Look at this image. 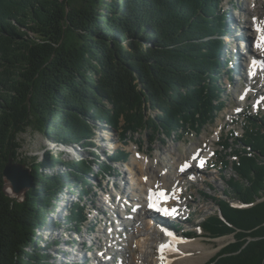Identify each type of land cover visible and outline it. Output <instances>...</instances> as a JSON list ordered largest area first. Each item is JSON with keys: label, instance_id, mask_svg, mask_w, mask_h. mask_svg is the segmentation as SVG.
<instances>
[{"label": "trees", "instance_id": "trees-1", "mask_svg": "<svg viewBox=\"0 0 264 264\" xmlns=\"http://www.w3.org/2000/svg\"><path fill=\"white\" fill-rule=\"evenodd\" d=\"M224 1L0 0V264H53L56 241L39 232L82 229L85 205H71L63 222L50 216L66 189L87 198L94 165L111 173L93 149L103 124L125 140L148 129L180 135L218 117L229 66ZM242 124L241 138L232 133L220 146L237 159L223 164L239 177L226 196L250 206L220 200L222 214L204 220L211 238L238 237L210 264H264V115ZM29 128L78 148L82 160L47 150L29 167L34 187L20 201L6 192L4 170L24 164L19 136Z\"/></svg>", "mask_w": 264, "mask_h": 264}, {"label": "rangeland", "instance_id": "rangeland-1", "mask_svg": "<svg viewBox=\"0 0 264 264\" xmlns=\"http://www.w3.org/2000/svg\"><path fill=\"white\" fill-rule=\"evenodd\" d=\"M252 1L256 4L255 8L257 7V11L261 13L262 20H264V0ZM249 2L250 0H225L223 3L224 9L229 11L226 21L229 23V27L227 36H225L224 40L226 45L223 50V60H228L229 66L221 74L219 81L223 89L222 95L225 108L210 125L198 130L188 128L183 131L182 134L172 135L171 137H168V135L163 132L157 133L154 132L153 129H148L146 131H140L137 134L128 133L125 140L121 139V131L112 130L107 124H103L100 127L95 138L96 147L93 149L99 152V158L105 163L104 166H112V174L110 177H107L99 172V166L94 165V175L90 174L89 176V189L91 188V199H93L95 205L98 206L102 212L106 211L107 214L102 213L98 217L97 224H95L97 219L92 220L90 218L82 232L81 236H83V238L80 247L84 249V246L88 248L93 245L96 252L97 249L102 248V245L107 243L103 231L111 233L116 230L113 226H115L114 222H118V213L111 214L109 212L111 209L107 203L110 202L107 199L111 198L118 205H121L122 212L125 206H127V212L129 213L127 216H130V213L135 210L141 209L142 205L140 203L131 202L133 204L130 206L124 204V201L130 202L132 200L129 194L133 191H131V189L136 182H133L131 177L135 175L137 179L140 178L139 183L145 184L146 179L143 178L142 174V168H146L145 160L147 159L150 163L151 161H155L157 157L163 160V158L176 153V150H178L177 153L185 156L181 161H187L188 168L186 167V170H191L190 165H195L197 163V161L193 160V156L195 155H199L201 159L206 157L207 162L204 169L192 167L195 168V170L192 173H187V175L183 177L185 183L176 182L178 184H176L177 189L180 188L183 191L181 199L175 200L173 202L174 204H171L172 207L178 206L179 219L176 220L178 228L174 229V227L169 225L168 222H174L167 218H163L162 223H158V227L163 228L167 226V228L164 229L174 230L173 234L175 237L186 239L189 243H199L202 251L211 253L210 256L202 259L182 260L180 264H210L227 245L238 240L235 234L211 238L204 231L202 223L209 216L218 213L222 214L220 200H229L226 193H229L228 190L231 187V179H239L234 167H229L227 169L223 168V164L227 159L236 161L237 159L232 156L230 151L222 149L220 143H224V139H226L227 136H231L232 133H234L237 139L241 138L243 133L242 121L246 116L260 117L264 115V79H259V81L255 83V87L248 86V83L251 81L248 79L250 72L246 65H248L251 60L249 55L250 49L252 48L251 44H247V39L255 35L252 29H246L243 24L246 21V13L243 6L245 3L249 4ZM252 18L253 15L247 17L249 20H252ZM248 33H251L253 36L249 37ZM252 42L255 43V38H252L251 43ZM258 50L259 49H257V51ZM243 64H245V66ZM242 65L244 67H242ZM244 93L249 94V99ZM148 115L151 117L156 116L153 112H148ZM211 139L214 140L213 143L210 142ZM19 141L22 144L20 159L25 162L22 165L17 162H12L11 164L14 166H21L23 170H28L29 172L31 171L29 167H32L33 164L41 160L47 150H50L53 155H57V152H60L56 149L58 145L53 144L45 135L32 128H29L25 133L21 134L19 136ZM197 149L198 151L196 152ZM75 150L76 151L61 149L63 160L69 162L73 159L77 161L81 158L80 154H78L79 149L75 148ZM120 150L129 154L128 160L124 163H122L123 161L117 163L111 162L108 156ZM194 151L196 153H194ZM74 154H78L79 156H73ZM174 156L178 157L177 155ZM132 163H135V170L132 171L134 174H132L130 170V165ZM177 167H179V165H176V168ZM159 169L165 170L166 165L162 163L157 164L154 170L156 175L159 174L157 171ZM147 171L150 172L148 169ZM171 182L172 180H168V182L164 184L169 186ZM117 187H123L125 189V194L123 193L118 196L117 192L114 190L117 189ZM85 189H87V187H85ZM28 190L29 189H25L22 193L16 194L12 186L9 185L8 182L6 183V192L8 195L18 198L20 201L24 199L25 193ZM78 198V194L74 192L68 193L66 189L65 194H63L62 199L57 204V210L50 218L53 219V221L63 222L64 216L69 212L70 205L79 203ZM263 200L264 198L258 201ZM229 202L232 207L238 209L250 206L235 199L229 200ZM87 204L89 206L91 202ZM63 206L65 208H62ZM88 208L89 207H87V209ZM95 215H92V217ZM157 218L161 219L158 215ZM126 221H129L128 218H126ZM150 222L149 217H142L141 221L134 225L135 230H133V233L137 234L136 244H139L137 245L139 248L137 253L140 255H147V258H145L143 262L141 261V257V260L137 262L138 264H157L161 259L157 244L167 239L164 235V231L161 229L159 230L158 227L153 226ZM90 228L94 230L93 232L95 234H89ZM52 232L53 231H49L47 228L39 232V235L43 234L45 240L56 241L55 246H52L50 249V253L54 259L52 263L72 264L71 262L77 259L74 249L66 245L61 246V242L69 240L70 236L67 238L63 236L61 232ZM124 238H127L126 234ZM113 247H115L116 250L118 248V246ZM188 250H191V248ZM66 251L70 254L69 256L66 255ZM93 254L94 259L98 257V254ZM195 256L197 257L198 255L195 253ZM86 260L88 264L93 263L91 253L87 255ZM108 261L110 263L112 261V263L121 264L122 258L120 256H115Z\"/></svg>", "mask_w": 264, "mask_h": 264}, {"label": "bare ground", "instance_id": "bare-ground-1", "mask_svg": "<svg viewBox=\"0 0 264 264\" xmlns=\"http://www.w3.org/2000/svg\"><path fill=\"white\" fill-rule=\"evenodd\" d=\"M255 6L256 4H254V1L252 0H250L249 4L245 3L243 6L244 7L243 9L246 13V19H245L246 21L242 23L245 25L246 29L249 28L255 32L254 37L247 39L248 41L247 44H251V48H252L250 49V57L252 59V62L250 60L248 65H246V67L248 68L250 72V76H248V79L251 81L250 83H248L249 87H255V83H257L259 79H264V56H263L264 44H262L261 47L259 48L257 47V43L260 42L261 36L264 35V32H258L257 28L259 27L261 29H264V20H262L261 13L257 11V7L255 8ZM251 15H253L252 20L247 19V17ZM248 36L250 37L253 35L251 33H248ZM252 38H255V43L253 42L251 43ZM257 49L259 50L257 51ZM253 63L255 64L254 68H253ZM243 65L245 66V64ZM243 65L242 67H244ZM253 72L255 73L254 75L252 74ZM252 78H255V80H252ZM244 94H246V97L248 98L249 94L248 93H244ZM213 141H214L213 139L210 140L211 143H213ZM197 151L198 149L196 150V152ZM177 152L178 150H176V153H173L171 156L169 157L167 156L163 158V160L157 157L155 161H151L152 164L150 163V161L148 162V160L146 159L145 165H146V168L150 170V172H148L146 168H142L143 178L146 179L145 184L139 183L140 178L137 179L135 175L131 177L133 179V182H136L135 185L131 189V191L132 190L133 191L129 194L132 200L130 202L124 201V204L132 205L133 203L131 202L140 203L142 205L141 209H137L134 212L130 213V216H127L126 213L122 214L119 212V210L121 209V205H118L116 202L114 204L107 203V205L113 209L112 211L118 212V216L122 218L121 226L124 228L127 234L126 236H128L127 238H124L123 236H117V235L112 236L109 233L105 235L106 237H108L107 246L105 248L106 252L108 254L112 252L113 257L117 255L121 256L122 258L121 264H138L137 262L141 260V257H142V260H141L142 262L144 261L145 258H147V255H140L137 253L139 249L137 245L139 244H136L137 235L133 233V230H135L134 225L137 222H140L142 217H149V220L151 221L150 223L155 227H158V223H162L163 218L165 217L172 221H176L177 216L179 214V211H177L178 206L171 207V204L175 200H180L183 194L182 189L180 188L177 189L178 184L176 182L179 181V182L185 183L184 182L185 180L183 177L187 175V173H192L195 170V168H192V167L198 168L197 164H199V160L202 162L205 168V163L207 161V158L205 157L201 159L199 155H195L193 156V160L197 161V163L195 165H190L191 170H186V166L188 164L187 161H183V162L181 161V159H184L185 156H182L180 153H177ZM196 152L194 151V153ZM174 155H177L178 157ZM159 163L165 164L166 169L157 170L159 174L156 175L154 170L156 169V166ZM176 165H179V167L176 168ZM130 170L131 172L135 170V163H132L130 165ZM132 174H134V172H132ZM168 180L169 181L172 180L171 185L169 186L164 184L165 182H168ZM120 191L125 194V189L120 188ZM162 192L164 193L163 197L160 195V193ZM166 197H168V200H165ZM107 200L109 202H112L111 198ZM154 201L161 208L170 207L169 210H175L174 213L170 211L169 215H165L162 211H156V209L151 206ZM157 215L161 217V219L157 218ZM125 218H129V222L126 221ZM165 235L169 237V241H171L173 244L170 245L169 248H164L163 246L166 242L161 243V245L163 246L160 247L158 250L160 253L161 259L159 261L157 260L158 261L157 264H180L182 260L185 261L188 259H195V260L202 259V258H205L211 255V253L208 251H202L201 250L202 248H200L201 245L199 243H196V242L189 243V241H187L186 239H182V238L174 239L175 237L172 234L169 235V233ZM113 245H118L124 250L121 249L119 251H116L113 248H111ZM162 248L163 250L161 251ZM189 248H191V250H188ZM195 253L198 255L197 257L195 256ZM101 259H103L102 256L100 257V261L98 259V264H103L101 262Z\"/></svg>", "mask_w": 264, "mask_h": 264}, {"label": "water", "instance_id": "water-1", "mask_svg": "<svg viewBox=\"0 0 264 264\" xmlns=\"http://www.w3.org/2000/svg\"><path fill=\"white\" fill-rule=\"evenodd\" d=\"M12 161L4 170L6 183L12 186L16 194L22 193L25 189H31L33 185V177L28 170H23L21 166H14Z\"/></svg>", "mask_w": 264, "mask_h": 264}, {"label": "snow or ice", "instance_id": "snow-or-ice-1", "mask_svg": "<svg viewBox=\"0 0 264 264\" xmlns=\"http://www.w3.org/2000/svg\"><path fill=\"white\" fill-rule=\"evenodd\" d=\"M257 31L258 32H264V29H261V28H257ZM264 44V35L261 36L260 38V42L257 43V47H261V45ZM255 67V64L253 63V68ZM253 75L255 74L254 72L252 73ZM202 166V165H201ZM183 170V169H182ZM160 195L163 197L164 196V193H160ZM153 208L156 209V211H162L165 215H169L170 214V211L174 213L175 210H169V209H166V208H161L159 207L156 202L154 201L151 205ZM169 235H171L169 233ZM163 250V248L161 249V251Z\"/></svg>", "mask_w": 264, "mask_h": 264}]
</instances>
